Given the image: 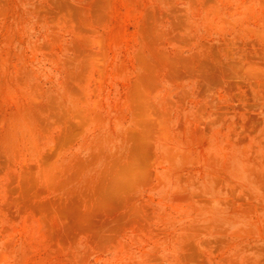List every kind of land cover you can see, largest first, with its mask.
<instances>
[{"label":"rangeland","instance_id":"374dc122","mask_svg":"<svg viewBox=\"0 0 264 264\" xmlns=\"http://www.w3.org/2000/svg\"><path fill=\"white\" fill-rule=\"evenodd\" d=\"M0 264H264V0H0Z\"/></svg>","mask_w":264,"mask_h":264}]
</instances>
